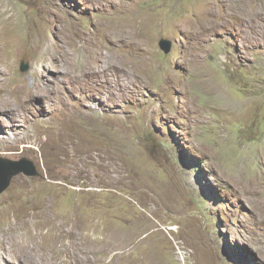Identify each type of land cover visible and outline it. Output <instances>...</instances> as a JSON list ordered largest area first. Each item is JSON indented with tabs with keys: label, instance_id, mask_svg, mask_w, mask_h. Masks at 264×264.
Returning <instances> with one entry per match:
<instances>
[{
	"label": "rangeland",
	"instance_id": "1",
	"mask_svg": "<svg viewBox=\"0 0 264 264\" xmlns=\"http://www.w3.org/2000/svg\"><path fill=\"white\" fill-rule=\"evenodd\" d=\"M0 157V264H264V0H0Z\"/></svg>",
	"mask_w": 264,
	"mask_h": 264
},
{
	"label": "water",
	"instance_id": "2",
	"mask_svg": "<svg viewBox=\"0 0 264 264\" xmlns=\"http://www.w3.org/2000/svg\"><path fill=\"white\" fill-rule=\"evenodd\" d=\"M158 45L164 53L169 52L171 48V44L166 38H161ZM20 69L22 71L27 70L28 64L22 62ZM20 172L27 176L39 175L36 165L25 157L18 160L0 157V193L9 186L12 177Z\"/></svg>",
	"mask_w": 264,
	"mask_h": 264
},
{
	"label": "bare ground",
	"instance_id": "3",
	"mask_svg": "<svg viewBox=\"0 0 264 264\" xmlns=\"http://www.w3.org/2000/svg\"><path fill=\"white\" fill-rule=\"evenodd\" d=\"M87 70H88V68H87ZM88 71H89V70H88ZM91 74H92V73H91ZM33 91H34V90H33ZM2 109H3V108H2ZM41 141H42V140H41ZM68 231H69V230H68ZM66 232H67V231H66ZM73 234H74V233H73ZM85 235H86V234H85ZM85 235H84V236H85ZM84 241H85V240H84ZM91 244H92V243H91Z\"/></svg>",
	"mask_w": 264,
	"mask_h": 264
}]
</instances>
